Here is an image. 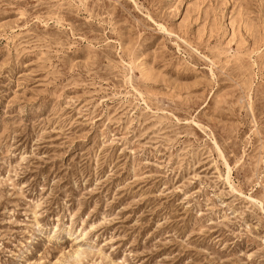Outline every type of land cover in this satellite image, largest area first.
<instances>
[{
    "label": "rangeland",
    "instance_id": "374dc122",
    "mask_svg": "<svg viewBox=\"0 0 264 264\" xmlns=\"http://www.w3.org/2000/svg\"><path fill=\"white\" fill-rule=\"evenodd\" d=\"M0 264H264V0H0Z\"/></svg>",
    "mask_w": 264,
    "mask_h": 264
}]
</instances>
